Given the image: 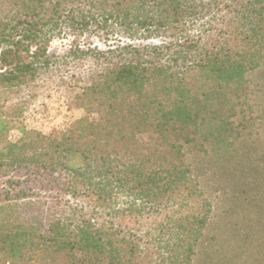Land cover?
Wrapping results in <instances>:
<instances>
[{
	"label": "trees",
	"instance_id": "16d2710c",
	"mask_svg": "<svg viewBox=\"0 0 264 264\" xmlns=\"http://www.w3.org/2000/svg\"><path fill=\"white\" fill-rule=\"evenodd\" d=\"M92 31L116 45L50 51ZM68 61L84 114L27 129L9 93ZM262 72L264 0H0V264H192L214 216L195 164L258 140Z\"/></svg>",
	"mask_w": 264,
	"mask_h": 264
},
{
	"label": "rangeland",
	"instance_id": "374dc122",
	"mask_svg": "<svg viewBox=\"0 0 264 264\" xmlns=\"http://www.w3.org/2000/svg\"><path fill=\"white\" fill-rule=\"evenodd\" d=\"M65 35L50 46L58 57L76 44L91 43L104 49L117 42L111 36L103 43L94 31ZM89 68L86 62L61 64L34 85L9 93L6 109L23 108L22 122L27 129L45 133L63 129L84 114L71 103L67 83L73 71L83 73ZM253 82L264 85V72L255 75ZM262 95L257 94V102H264ZM260 129L258 140L238 158L204 157L195 164L205 193L214 205V216L192 264H264V121ZM19 137L17 130L9 134L12 141ZM126 201L124 197L118 199L122 207Z\"/></svg>",
	"mask_w": 264,
	"mask_h": 264
}]
</instances>
